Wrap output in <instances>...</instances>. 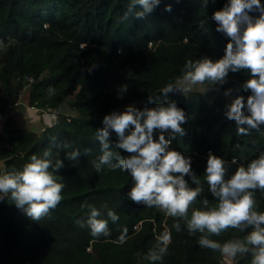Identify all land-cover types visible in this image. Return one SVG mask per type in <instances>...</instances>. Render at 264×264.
<instances>
[{
  "label": "trees",
  "instance_id": "1",
  "mask_svg": "<svg viewBox=\"0 0 264 264\" xmlns=\"http://www.w3.org/2000/svg\"><path fill=\"white\" fill-rule=\"evenodd\" d=\"M225 3L208 0L204 7L203 0H166L137 20L124 19L129 0H83L79 5L71 0H0V39L6 45L0 48V160L9 171L20 170L33 154L41 155L47 148L57 152L54 139L71 145L60 150L62 159L67 151L88 150L75 162L65 159L57 174L65 185L63 200L39 223L12 201L0 202V264H152L146 254L165 228L171 229L172 240L168 255L157 264H225L219 252L199 246V234L178 233L171 227L174 218L162 210L128 200L133 186L128 172L105 166L97 173L91 163L102 155L95 133L104 126L105 115L123 112L128 105L142 109L168 101L177 102L189 116L184 125L187 134L174 140L171 148L192 157L201 179L204 193L194 208L202 207L205 196L210 204L217 203L204 178L210 151L247 165L264 150V130L238 135L235 122L224 116L232 98L250 95L235 91L249 73H230L214 97L196 88L187 95L161 94L167 83L180 78L186 60L205 55L217 60L224 55L228 39L215 31L211 16ZM168 5L170 12L165 10ZM125 84L128 92L120 99L117 89ZM49 86L55 89L52 96ZM228 88L233 93L226 97ZM22 90L27 103L21 101ZM149 95L155 102L148 101ZM28 108L55 115L56 121L39 119L41 131L21 126L16 115ZM112 150L127 155L114 146ZM236 168L232 165L228 175ZM255 199L256 210L264 211V192L257 191ZM89 204L105 216L106 204L119 215L117 223H109V237L93 238L87 227H80L78 221L86 218ZM123 227L128 229L127 239L120 244ZM245 234L229 229L212 238L223 243ZM250 260L237 256L233 262L250 264Z\"/></svg>",
  "mask_w": 264,
  "mask_h": 264
},
{
  "label": "clouds",
  "instance_id": "2",
  "mask_svg": "<svg viewBox=\"0 0 264 264\" xmlns=\"http://www.w3.org/2000/svg\"><path fill=\"white\" fill-rule=\"evenodd\" d=\"M160 4L161 0H129L124 19L130 16L137 20L145 18ZM203 6H208V0H203ZM165 10L170 12L171 5ZM211 20L217 25L215 31L228 39L224 55L217 60L207 55L186 60L180 78L167 83L161 94L168 96L180 92L187 95L202 85L207 86L203 89L205 93L218 90L217 86L223 87L228 83L230 73L247 72L249 78L235 91L250 95L232 98L225 107L224 116L235 122L238 135L261 132L264 130V3L261 0H227L222 9L212 14ZM204 23L201 22V27ZM47 27L48 24H44V28ZM5 46L0 39V48ZM148 46L150 48L151 43ZM47 92L52 96L55 89L49 86ZM117 92L123 99L128 86H119ZM232 93V88L224 91L226 97ZM148 101L155 102V99L149 95ZM188 120V113L175 101L142 109L128 105L123 112L113 111L104 116V126L96 130L95 138L102 155L91 162L92 166L97 173L105 166L128 172L133 186L126 194L127 199L137 205L162 210L174 218L171 227L178 233L186 230L190 236L199 234L201 248L219 252L226 259L250 256V264H264V211L256 210L255 199L257 191L264 192V150L247 165L239 164L235 157L226 161L210 151L204 178L208 192L217 203L210 204L205 196L202 207L194 208L204 193L201 179L192 167V157L171 148L174 140L187 134L184 125ZM113 134L115 141L112 140ZM113 146L127 155L114 152ZM53 147L58 151L53 153L51 148H47L41 155L33 154L20 170L9 171L0 163V202L12 201L37 223L63 200L65 185L60 182L63 177L57 174L65 167V159L75 162L88 153V150L82 154L75 149L65 152L62 159L60 150L71 145L57 144L54 139ZM232 165H237V168L229 176ZM102 207L107 210L106 216L95 205L89 204L86 218L78 221L80 227H87L96 239L109 237V223L115 224L120 220L119 215L106 204ZM229 229L246 234L223 243L212 238ZM127 233V227H123L118 243L126 242ZM171 240V229L165 228L145 258L152 264L163 261L168 255Z\"/></svg>",
  "mask_w": 264,
  "mask_h": 264
},
{
  "label": "rangeland",
  "instance_id": "3",
  "mask_svg": "<svg viewBox=\"0 0 264 264\" xmlns=\"http://www.w3.org/2000/svg\"><path fill=\"white\" fill-rule=\"evenodd\" d=\"M74 4H76V5H79V4H81L82 3V1L83 0H71ZM166 0H161V2H165ZM101 10V12H106V10L105 9H100ZM100 12V11H99ZM91 16H93V15H91ZM205 87H207L206 85H202V86H197V90H200V91H203V89L205 88ZM208 92V94H210L211 96H215V94H216V89H213V90H209V91H207ZM21 95H22V102L23 103H27V99H26V95H24V92H23V90H22V93H21ZM30 109V110H29ZM11 113L12 114H15V113H17V111L16 110H11ZM51 117L52 116H49L48 115V113H42V114H40V113H37V111L34 109V108H28V109H26L22 114H17L16 115V119H17V122L21 125V126H24V125H27V126H32L33 127V129L35 128V130H38V131H41L42 130V128H41V130L39 129L42 125H41V121L43 120V121H48V120H51ZM53 118V117H52ZM39 119H41V121H40V123H39ZM54 120V119H53ZM42 121V122H43ZM31 127V128H32ZM225 264H234V262H233V260H230V259H226L225 258Z\"/></svg>",
  "mask_w": 264,
  "mask_h": 264
},
{
  "label": "built area",
  "instance_id": "4",
  "mask_svg": "<svg viewBox=\"0 0 264 264\" xmlns=\"http://www.w3.org/2000/svg\"><path fill=\"white\" fill-rule=\"evenodd\" d=\"M50 116L53 117V118L51 117V121L55 122L56 121V116L55 115H50ZM0 120H2V116L1 115H0Z\"/></svg>",
  "mask_w": 264,
  "mask_h": 264
},
{
  "label": "water",
  "instance_id": "5",
  "mask_svg": "<svg viewBox=\"0 0 264 264\" xmlns=\"http://www.w3.org/2000/svg\"><path fill=\"white\" fill-rule=\"evenodd\" d=\"M0 163H2V164L5 166V164H4V162H3V161H1V160H0ZM5 167H6V166H5Z\"/></svg>",
  "mask_w": 264,
  "mask_h": 264
}]
</instances>
